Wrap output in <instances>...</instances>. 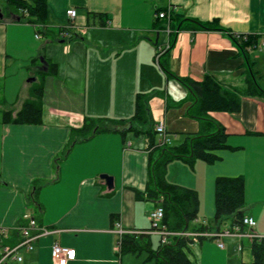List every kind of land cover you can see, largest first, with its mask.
Segmentation results:
<instances>
[{
    "label": "crops",
    "instance_id": "obj_1",
    "mask_svg": "<svg viewBox=\"0 0 264 264\" xmlns=\"http://www.w3.org/2000/svg\"><path fill=\"white\" fill-rule=\"evenodd\" d=\"M47 4V29L38 38L37 27L22 16L7 15L6 2L0 0V252L3 245L18 241L16 227L24 214L49 230L33 249L19 250L21 261L6 264H55L51 255L55 242L76 250L68 264H155L147 250L122 252L116 224L129 230L151 227L149 212L158 203L149 198L148 189L153 187L152 165L161 151L150 145L147 131L158 123L165 125L170 145L220 125L227 134L228 147L216 150L213 162L176 157L166 165L169 183L198 196L197 218L189 230L213 222L218 177H242L244 213L256 220L253 231L264 236V98L242 95L236 112L203 113L192 89L180 81L201 82L211 76L225 89H243L253 73L264 89V49L243 50L231 37L264 34V0H47ZM169 7L187 18L217 21L222 29L186 26L171 36L156 27L155 17L156 9ZM69 8L77 10L75 24L88 28L66 41L60 28L69 21ZM168 41L171 46L159 57L169 69L165 72L156 53ZM38 86H43L42 122H16ZM138 98L147 109L143 127L103 131L69 145L72 131L88 118L132 119ZM101 174L112 176V187ZM232 223L227 217L218 227ZM148 235L155 247L151 237L159 235ZM227 239L223 248L216 239L193 240L188 248L192 264H212L207 261L213 255L226 252L231 259L248 240Z\"/></svg>",
    "mask_w": 264,
    "mask_h": 264
},
{
    "label": "trees",
    "instance_id": "obj_2",
    "mask_svg": "<svg viewBox=\"0 0 264 264\" xmlns=\"http://www.w3.org/2000/svg\"><path fill=\"white\" fill-rule=\"evenodd\" d=\"M5 2V13L7 15L22 16L28 22L34 24L37 27V31L46 32L47 0H5ZM168 22L172 29L171 36H174L179 29L186 26H193L194 29H222L217 21L202 22L187 18L182 13L175 11L171 13L170 21L167 19H156V27L159 29L165 28ZM231 37L243 50L247 49L249 45L255 44L259 38L256 34L249 35L246 40L243 38L239 39L233 34H231ZM161 59H159L161 68L168 72L169 69ZM180 81L192 89L198 99L199 108L203 110V113L208 110L236 112L241 107L242 95H257L264 98V89L257 83L253 73L248 74L246 86L243 89H225L211 76H207L201 82L187 78H180ZM32 94L33 98L24 103L15 118L16 122H42L43 109L41 99L43 86L36 87ZM146 111L147 109L144 108L143 103L138 98L136 113L130 120L116 121L88 118L81 128L72 131L69 145L73 142L86 140L92 135L103 131L120 130L125 132L128 127H130L129 129H136V125L139 128L143 127L148 122ZM6 116L9 118L11 115L7 113ZM147 133L150 135V145L161 151V155L152 165L151 182L153 187L148 189V196L164 207L163 223L168 229L176 232L189 230L190 223L197 218L198 196L192 189L169 183L165 178L166 165L176 157L186 159L200 158L207 162H213L218 158L215 151L228 147L225 129L220 125L209 133L192 135L180 145L158 143L157 132L153 126L148 127ZM32 199L34 202L37 201L35 194ZM245 205L244 179L242 177H218L216 181V214L213 222L205 227L200 226L196 230H202L203 227L219 229L218 226L227 217H232V226L239 225L243 228L242 219L245 215ZM148 237L149 235L145 233L124 234L121 240L122 252L147 250L150 258L155 260V264H192L188 248L193 239L184 236H173L167 243H162L160 240L153 247ZM250 240L252 259L250 262L243 264H264V238H253Z\"/></svg>",
    "mask_w": 264,
    "mask_h": 264
},
{
    "label": "built area",
    "instance_id": "obj_3",
    "mask_svg": "<svg viewBox=\"0 0 264 264\" xmlns=\"http://www.w3.org/2000/svg\"><path fill=\"white\" fill-rule=\"evenodd\" d=\"M156 19H167L170 21L171 13L173 12L172 8H167L164 10L156 9L155 10ZM26 13V11H24ZM66 14L69 18V21L64 24L60 28V36L64 40H71L74 37L81 36L88 27H79L75 24L74 20L77 16V10L75 8H69L66 11ZM109 21L106 22L108 24ZM164 30L168 33H172V29L169 26V22L167 23ZM40 31H36V37H41ZM251 34H237L236 37L241 39H247ZM257 35V34H256ZM258 41L255 44L249 45L248 49H256L263 50L264 49V34L258 35ZM171 46V42H166L165 47H160L156 53L157 60L163 54V52ZM155 130L159 135V143L160 144H169L170 138L168 137L167 130L163 123H158L155 126ZM165 210L161 204L153 207L149 212V218L151 220V227L147 230H129L124 228L120 222L116 224V232L119 235L118 245L121 247L122 236L126 233H134V234H158L160 236V240L162 243H167L169 239L173 236H184L187 238H191L193 240H197L200 238H210L216 239L218 245L220 247H224V239L227 237H242L247 236L250 239L253 238H264L263 235H259L253 231V228L256 226V220L254 217L249 215H244L242 219L243 228L239 225H234L229 228H221V229H204V230H185V231H172L166 227L163 223ZM24 222L16 227V231L19 234L18 241L13 244H5L2 246V250L0 252V264H6L11 260L21 261L23 257L19 255V250L22 248H26L31 250L34 248V243L41 236L48 233L49 230L44 226H41L37 219L30 214L23 215ZM207 223L204 222V225ZM246 228V229H244ZM242 246L239 245L238 250H241ZM52 259L55 264H68L69 261H72L76 258V250L74 248L64 246L59 242H55L52 245L51 249Z\"/></svg>",
    "mask_w": 264,
    "mask_h": 264
},
{
    "label": "rangeland",
    "instance_id": "obj_4",
    "mask_svg": "<svg viewBox=\"0 0 264 264\" xmlns=\"http://www.w3.org/2000/svg\"><path fill=\"white\" fill-rule=\"evenodd\" d=\"M248 240L245 242V244L243 245V249L242 250H238L234 251V256L230 259L227 255L226 252V256H222V255H218L215 254L212 256V258L210 260L207 261V263H212V264H243V263H247L251 261V257H252V253H251V248H250V238L247 237ZM152 239V244L153 245H157L160 241V237L157 235H153L151 237ZM224 243L225 246L227 247L228 244V239L225 238L224 239ZM231 257V256H230Z\"/></svg>",
    "mask_w": 264,
    "mask_h": 264
},
{
    "label": "water",
    "instance_id": "obj_5",
    "mask_svg": "<svg viewBox=\"0 0 264 264\" xmlns=\"http://www.w3.org/2000/svg\"><path fill=\"white\" fill-rule=\"evenodd\" d=\"M2 16H3V14H2L1 11H0V18H2ZM16 18L19 19L20 17H19V16H16ZM42 61H43V62H46V61H44L43 58H42ZM31 79H34V78H31ZM100 177H102L103 179L106 180L107 185H108L109 187H112V186H113V178H112V176H110V175H108V174H101Z\"/></svg>",
    "mask_w": 264,
    "mask_h": 264
}]
</instances>
